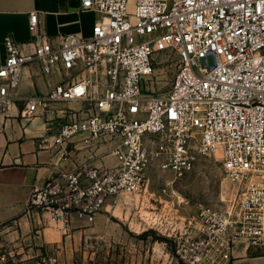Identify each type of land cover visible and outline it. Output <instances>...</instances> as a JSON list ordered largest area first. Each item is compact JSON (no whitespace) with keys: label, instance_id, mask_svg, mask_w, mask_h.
<instances>
[{"label":"built area","instance_id":"2783aa9c","mask_svg":"<svg viewBox=\"0 0 264 264\" xmlns=\"http://www.w3.org/2000/svg\"><path fill=\"white\" fill-rule=\"evenodd\" d=\"M80 1L82 11L101 15L89 37L64 35L55 45L37 12L29 23L33 49L5 37L0 118L20 104L24 119L62 113L68 120L55 146L79 134L88 135L86 143L110 138L117 163L53 176L34 187L28 208L57 226L95 223L111 199L141 193L154 164L176 181L192 174L200 158L221 152L238 197L226 207H203L198 234L178 238L173 260L236 264V241L264 248V0ZM164 61L176 71L170 90L158 93ZM34 65L43 75L68 79L49 85L47 94L22 96L24 70ZM72 102L87 108H53ZM2 229L0 223V235ZM7 262L0 252V264ZM43 264L59 262L45 258Z\"/></svg>","mask_w":264,"mask_h":264},{"label":"crops","instance_id":"0c3cea01","mask_svg":"<svg viewBox=\"0 0 264 264\" xmlns=\"http://www.w3.org/2000/svg\"><path fill=\"white\" fill-rule=\"evenodd\" d=\"M34 12L39 13L42 33L55 45L60 44L64 35L89 37L101 18L96 12L82 11L77 0H0L2 56L7 53L5 37L8 35L20 44H30L26 46L28 50L33 49L34 36L29 23ZM23 74L22 96L47 94L49 85L68 79L65 73L43 75L36 65L26 68ZM22 107L21 104L19 109L13 107L9 118H0V223L3 228L0 252L8 254L6 264H43L45 258L57 259L59 264H178L172 253L178 238L190 232L198 234L195 228L200 229V223L97 219L95 223L75 221L63 227L57 226L48 214L28 208L34 187L45 185L63 171L114 167L117 161L113 151L117 143L110 138L86 143L88 135L79 134L63 147L55 146L54 137L68 117L42 112L32 119H24ZM53 108L80 112L87 107L72 102L56 104ZM43 139L48 143L42 148ZM153 231H161L166 236L165 242H153ZM257 248L262 247L236 241L233 261L264 264V254H252Z\"/></svg>","mask_w":264,"mask_h":264},{"label":"rangeland","instance_id":"374dc122","mask_svg":"<svg viewBox=\"0 0 264 264\" xmlns=\"http://www.w3.org/2000/svg\"><path fill=\"white\" fill-rule=\"evenodd\" d=\"M175 71L174 65L163 62L155 84L158 93L170 90ZM222 161L221 152L212 157H202L192 174L176 181L173 173L164 172L156 163L150 167L148 181L141 193L111 199L101 213L103 216L99 215L97 219L133 220L138 223H201L199 214L203 207H226L238 197V186L226 177ZM151 237L158 244L165 242L166 238L161 231L151 232ZM168 245L172 247L171 243ZM252 254H264V249L257 248Z\"/></svg>","mask_w":264,"mask_h":264},{"label":"water","instance_id":"95a60500","mask_svg":"<svg viewBox=\"0 0 264 264\" xmlns=\"http://www.w3.org/2000/svg\"><path fill=\"white\" fill-rule=\"evenodd\" d=\"M79 2V4L81 5V1L80 0H77Z\"/></svg>","mask_w":264,"mask_h":264}]
</instances>
